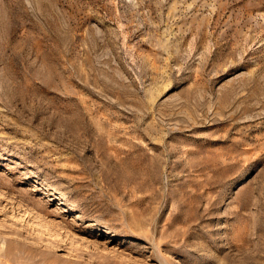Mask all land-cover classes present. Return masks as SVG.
I'll use <instances>...</instances> for the list:
<instances>
[{
    "label": "rangeland",
    "instance_id": "374dc122",
    "mask_svg": "<svg viewBox=\"0 0 264 264\" xmlns=\"http://www.w3.org/2000/svg\"><path fill=\"white\" fill-rule=\"evenodd\" d=\"M0 264H264V0H0Z\"/></svg>",
    "mask_w": 264,
    "mask_h": 264
}]
</instances>
